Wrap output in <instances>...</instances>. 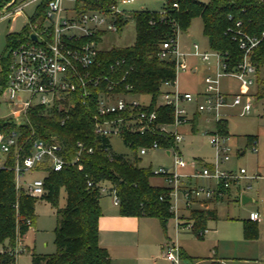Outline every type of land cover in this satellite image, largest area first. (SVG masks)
Returning <instances> with one entry per match:
<instances>
[{"label":"trees","instance_id":"1","mask_svg":"<svg viewBox=\"0 0 264 264\" xmlns=\"http://www.w3.org/2000/svg\"><path fill=\"white\" fill-rule=\"evenodd\" d=\"M11 1L0 0V11ZM48 1L43 0L38 6L31 17L33 21L44 19ZM113 2L115 0H77L81 10L109 11ZM175 3L178 4L176 8ZM163 9L167 11L165 18L160 11H129L136 23L135 42L129 46L101 49L92 67L96 74L121 80L120 91L150 95L151 101L143 109L155 110L158 124L173 120V109L161 103V92L164 82L175 80V64L170 59H161L158 54L161 44L174 36V24L181 31L186 30L193 18L201 17L209 47L223 54L230 68L242 61L243 51L227 32L228 28L241 21L248 34L262 37L264 33V0H167ZM126 19L123 15L117 17L119 31ZM26 32L27 29H23L8 34V55L0 60L2 88L11 62L9 51L23 40ZM97 40L100 41V37ZM251 61L257 69L255 97L264 100V37L252 52ZM127 85L131 86L130 90L126 89ZM70 99L76 102V106L64 123L65 113L59 109V103L52 107L31 106L22 122L0 118L1 133L18 134L17 146L6 155L4 165L0 167V244H3L0 264H17L14 249L35 223V202L39 198L46 199L58 206L62 189L66 192V205L57 210L56 251L51 254L33 253V264H114L108 249L100 243L101 199L109 192L114 191L119 198L121 216L156 218L164 228L173 217L171 188L152 182L155 175L151 168L140 165L139 150L155 141L161 148L168 149L174 146V138L164 137L158 132L140 134L125 131L121 137L131 149L132 156L114 153L111 137L95 131L96 101L90 99L82 104L76 93L70 95ZM198 121L199 116L196 115L192 121L193 131ZM218 128L221 133L229 134L227 121L219 122ZM36 139L60 143L61 155L67 162L60 171L47 164L37 166L36 170L45 173L42 177L44 193L39 197L31 196L23 189L16 190L13 169L16 150H21L23 157L30 155ZM78 142H82L85 148L79 154ZM89 148H92V153L87 152ZM77 155L79 159L73 162ZM103 187L109 192L103 193ZM196 211L195 230L200 232L206 229L208 219L218 218L214 209ZM243 231L245 239L258 237V225L251 220H244ZM180 256H184L183 252Z\"/></svg>","mask_w":264,"mask_h":264},{"label":"built area","instance_id":"2","mask_svg":"<svg viewBox=\"0 0 264 264\" xmlns=\"http://www.w3.org/2000/svg\"><path fill=\"white\" fill-rule=\"evenodd\" d=\"M39 0H27L20 4L17 1L0 11V20L13 15L16 17L23 14V9ZM43 1V0H42ZM135 0H115L110 5L109 11L97 9H79L77 0H49L43 20L33 21L28 17L27 29L22 41L11 48V58L7 81L2 88V95L7 101L14 102L18 95H28V99H22L20 115L22 118L27 110L33 105H45L52 107L59 103V109L65 113L63 123L69 118L70 111L75 108L76 102L70 99V95L76 93L86 104L88 100H95L97 112L94 115L95 131L99 134L112 136L120 135L125 131H134L140 134L158 132L164 137L172 136L174 146L161 148L157 141L149 147H141L139 155L147 153L148 149L163 150L173 160L172 166H165L153 170L155 176L162 177L165 184L171 188L172 197L181 192L186 200L188 208L206 209L209 202L228 200L231 191L235 188L239 196H243L245 190L252 187V181L264 179V174L249 175L243 167L239 169L225 168L224 166L232 159V147L229 143V134L219 131V122L227 121L226 116L237 114L244 116L253 109L252 95H240L225 93L220 88V81L225 76L238 79L243 85H255L257 69L251 61V54L258 47L264 37L250 35L242 28L241 21L235 26L228 28L227 32L232 36L243 51L242 61L234 68L228 65V59L217 50H201L200 46L193 44L192 54L210 63L216 60L214 70L204 77V91L193 94L190 91L180 89L178 74L186 70L185 53L180 49L179 35L181 29L177 24L174 36L161 44L159 57L174 61L176 78L166 81L162 85L161 103L173 109V120L170 123L158 124V114L155 110L143 109L149 103H143L134 98L131 92L119 90L121 80L111 79L94 73V66L99 47L104 35L108 32L117 33L119 24L117 17H126L129 12L125 6ZM9 4V3H8ZM174 7H178L175 3ZM165 18L167 11H160ZM127 18V17H126ZM22 29V30H23ZM21 30V31H22ZM20 31V32H21ZM18 33V32H17ZM37 37L32 38V35ZM100 37V41L97 38ZM119 64V63H117ZM117 71L114 65L111 66ZM127 90L131 86H126ZM186 104H189L188 107ZM227 108H236V112H228ZM203 118L207 123L215 121V131L204 130L202 135L208 138L213 149L210 161L193 157L187 159L180 149L179 144L184 140V133L180 128L191 125L194 117ZM174 125L176 130L169 131V126ZM193 130V129H192ZM17 132L6 135L0 132V157L8 155L13 147L17 146ZM257 140L252 143L256 149ZM80 148L78 154L84 150L82 142H78ZM62 145L58 142H48L36 139L32 144V152L28 156H21V150H16L15 164V188L22 190V183L26 173L36 169L40 164H47L52 169L60 171L67 163L61 155ZM87 152L92 153V148ZM79 159L78 155L73 162ZM4 161L0 158V167ZM200 165V166H199ZM188 168L189 171H181ZM203 180V183H198ZM91 185V183H89ZM26 192L31 196H41L44 193V180L42 177L35 178L26 185ZM103 193H108L106 187ZM113 202L119 205V198L115 192ZM172 209H178L177 202L173 203ZM252 220L259 218L257 212L250 215ZM191 222L185 228H191ZM179 219L176 227H181ZM164 257L170 264H181L180 247L171 241L164 248Z\"/></svg>","mask_w":264,"mask_h":264},{"label":"rangeland","instance_id":"3","mask_svg":"<svg viewBox=\"0 0 264 264\" xmlns=\"http://www.w3.org/2000/svg\"><path fill=\"white\" fill-rule=\"evenodd\" d=\"M27 0H17L20 4ZM167 0H135L125 6L126 10L133 12L139 10L162 11ZM42 4V0L33 3L23 9V14L16 17L10 16L0 20V60L8 55L7 40L9 33L20 32L27 24L28 17H32ZM13 10V7L8 10ZM126 23L120 32H108L104 35L99 47L101 49H110L112 47L129 46L135 42L136 23L135 19L129 12L126 15ZM197 43L201 50L212 51L209 47L208 38L204 34V24L201 17H195L186 30H182L179 35L180 49L189 53L185 60L187 71L181 70L178 74V84L180 89L190 91L193 94L204 91V77L211 73L216 64V60L210 63L203 61L200 57L192 54L194 52L193 44ZM1 68V67H0ZM197 68L196 72L193 69ZM220 88L225 93L252 95L255 96L256 85L245 86L238 79L225 76L220 81ZM2 84L0 83V118L11 119L22 122L20 115L22 108V99H28V95H18L16 101H7L1 92ZM141 100L143 103L151 101L150 95L134 94L132 96ZM190 107L189 104H186ZM226 111L236 112V108H227ZM227 128L229 131V143L232 147V159L227 163L225 168L239 169L243 167L249 175L257 173L264 174V100H253L252 111L244 116L232 114L226 116ZM169 131H175L174 125L169 126ZM196 131L193 132L191 125H184L180 128L183 132L184 140L179 144L187 159L193 157L202 158L210 161L213 156V149L209 144L208 138L202 135L206 129L215 131L217 123L215 121L207 123L200 118ZM257 140L256 149L252 143ZM112 151L118 154L132 156L131 149L124 143L120 135L111 136ZM244 151V153H242ZM141 158L140 165L156 170L159 167L172 166V158L163 150L148 149ZM5 155L0 158L4 161ZM200 166V165H199ZM181 171H189L188 168ZM45 173L36 169L26 173L23 179L22 189L26 191V185L35 178L44 177ZM152 182L155 184L165 185L162 177L154 176ZM252 187L244 191L253 201L243 202L234 200H222L216 203L218 219H208L206 229L202 232L195 230L199 208H188L186 200L181 192L172 197L173 203L177 202L178 209L174 211L173 217L168 221L166 228L160 222L157 223V234H152V246L140 253L142 264H170L164 257V246L171 241H176L191 255L196 256L194 259H182L181 264H223L221 259H212L210 256L218 254L225 258L227 264H264V179L254 180L251 182ZM39 197V196H38ZM66 205V192L61 190L58 206L53 205L46 199H38L35 202V223L28 233L22 237L15 246L17 264H33L32 254H51L56 251L55 228L57 225V210ZM101 207L104 212L102 216V230L111 227L115 215L119 214V208L113 202V195H105L101 199ZM259 211L261 221L259 223L260 233L256 239L247 240L243 233V222L241 219L248 218L253 211ZM179 219L182 226L176 228V220ZM191 228L185 229L190 224ZM101 224V223H100ZM193 228V229H192ZM100 227V238L104 232ZM179 231V232H178ZM144 239H149V232H144ZM8 245V242L6 243ZM0 250H3V244H0ZM182 252L180 248V253ZM209 256V257H208ZM183 257V256H182ZM152 260H150V259Z\"/></svg>","mask_w":264,"mask_h":264},{"label":"crops","instance_id":"4","mask_svg":"<svg viewBox=\"0 0 264 264\" xmlns=\"http://www.w3.org/2000/svg\"><path fill=\"white\" fill-rule=\"evenodd\" d=\"M189 65L187 66L186 63V70L188 69ZM197 68L193 69V72H196ZM199 122V121H198ZM197 130V129H196ZM195 130V131H196ZM193 131V130H192ZM193 131V132H195ZM244 153V151L242 152ZM203 180H199L198 183H203ZM235 198L234 200H241V196H239L238 189H233L230 193V197L227 201H231V196ZM243 195H246L243 193ZM246 201H253L250 197L252 195H246ZM222 201V200H221ZM242 201V200H241ZM219 201H212L208 203L206 209L208 210H216V203ZM200 209V208H199ZM259 214V218L256 220H252L250 216L248 218L241 219L242 222L244 220H251L258 225V234L260 233L259 223L261 221V214L259 211H253ZM251 212V213H253ZM250 213V215H251ZM104 215V212H103ZM218 215V212H217ZM114 220L107 230H102V217L100 219V227L102 232H104L102 238H100V243L104 247H106L109 251L110 257L114 264H142L140 253L152 246V234L155 232L157 234V223L159 222L156 218L151 217H125L121 215H115ZM218 219V218H217ZM216 219V220H217ZM183 227V226H181ZM177 228V227H176ZM184 228V227H183ZM186 229V228H185ZM144 232H149V239H144L143 235ZM179 232V231H178ZM244 233V231H243ZM248 240V239H247ZM176 242V241H174ZM179 245V244H178ZM166 246V245H165ZM164 246V248H165ZM181 248L184 256L181 257L182 259H194L196 256L191 255L185 248L179 245ZM216 256V259H221L223 264H227L224 257L218 255L217 253L213 256H210L211 259ZM209 257V256H208ZM150 259V258H149ZM152 260V259H150ZM213 260V259H212ZM211 260V263L213 264ZM168 261V260H167Z\"/></svg>","mask_w":264,"mask_h":264},{"label":"water","instance_id":"5","mask_svg":"<svg viewBox=\"0 0 264 264\" xmlns=\"http://www.w3.org/2000/svg\"><path fill=\"white\" fill-rule=\"evenodd\" d=\"M15 2H16V0H12V1L8 4L7 7L12 6ZM32 38L37 40V37H36L34 34L32 35ZM246 197H247L246 195H243V196H242V201H243V202L246 201Z\"/></svg>","mask_w":264,"mask_h":264}]
</instances>
